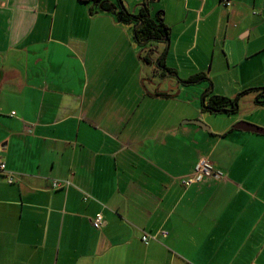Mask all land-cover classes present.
Returning a JSON list of instances; mask_svg holds the SVG:
<instances>
[{
  "label": "crops",
  "instance_id": "0c3cea01",
  "mask_svg": "<svg viewBox=\"0 0 264 264\" xmlns=\"http://www.w3.org/2000/svg\"><path fill=\"white\" fill-rule=\"evenodd\" d=\"M121 2L168 46L90 1L0 0V264H264V136L232 129L264 106L198 102L264 88V0ZM200 158L224 177L184 187Z\"/></svg>",
  "mask_w": 264,
  "mask_h": 264
},
{
  "label": "trees",
  "instance_id": "16d2710c",
  "mask_svg": "<svg viewBox=\"0 0 264 264\" xmlns=\"http://www.w3.org/2000/svg\"><path fill=\"white\" fill-rule=\"evenodd\" d=\"M80 1L82 2L90 1L94 4H97L99 8H101V10H104L107 12L109 11L113 12L118 17L120 22H124L126 24H132L134 32H135L134 39H135L136 44H138L139 46H141V44L145 40L159 41L162 38H165L166 36H168L169 29L159 19L154 21L150 19V17H147V14L145 13H148V12L146 10H142V13L140 12L141 15H139L138 17L135 16V18H133L125 8H119L117 5L109 4V2H106V1L105 2L102 0H80ZM224 5H226L225 2H224ZM143 46H146V45H143ZM161 66H163L162 63H161ZM255 90L260 92V94L256 97L254 102H260L261 105L259 106H264V101L260 100L261 97H264V95H262L264 93V88H258ZM205 103L206 105H208L210 108L214 110H220V111L227 110L225 114H231L229 113V111L231 110L233 111L232 114L238 113V111L236 113L234 112V106L231 100L229 99L215 96L209 99V101Z\"/></svg>",
  "mask_w": 264,
  "mask_h": 264
},
{
  "label": "built area",
  "instance_id": "2783aa9c",
  "mask_svg": "<svg viewBox=\"0 0 264 264\" xmlns=\"http://www.w3.org/2000/svg\"><path fill=\"white\" fill-rule=\"evenodd\" d=\"M227 6L231 5L230 2L226 3ZM14 113H11L13 116ZM1 146H0V153H1ZM6 165L0 158V173L4 175L5 180L7 183L12 184L15 181L13 175L9 172L5 171ZM224 174L221 170H218L214 167L213 163L208 160L207 158H200L197 163L194 165L192 175L189 179L182 181L184 187H189L195 184H201L204 181L211 179V178H223ZM70 183L67 181H52L51 187L52 189H60L69 186ZM88 196H85L83 200H88ZM105 223V219L102 213H96L93 220L92 226L95 230H100ZM167 235L166 231H158L154 234H144L141 237V241L144 244H148L151 240L157 241L160 236L165 237Z\"/></svg>",
  "mask_w": 264,
  "mask_h": 264
},
{
  "label": "water",
  "instance_id": "95a60500",
  "mask_svg": "<svg viewBox=\"0 0 264 264\" xmlns=\"http://www.w3.org/2000/svg\"><path fill=\"white\" fill-rule=\"evenodd\" d=\"M119 5L121 6V8H124L122 2L119 0ZM133 18H135V15L134 14H130ZM147 17H149V14H147ZM134 33V37H135V32ZM151 41H156V40H145L141 45H146L148 42H151ZM161 41L163 42H166L167 46H168V39H161ZM151 53H154L156 54L157 52L155 51L154 48H151V50H149V54ZM166 54V52L164 51L162 53V55L160 56V58L156 61V65L158 66V68H160L162 70L163 73L169 75V71L166 67H163L161 66L160 64V60L161 58ZM211 88V86H210ZM264 95V93L262 94ZM241 95H239L238 97H236L234 100H231L233 106H234V112L236 113L237 111H239V108H238V100L240 98ZM256 105H261L260 102H255ZM201 108L202 110H206V111H211L213 113H225L227 110H214L212 108H210L208 105H206L205 103V100H204V96H202V104H201ZM232 110L229 111V113L232 114ZM191 124H194V125H197L199 127H202V129L204 131H209L208 127H205L200 121L198 120H195V121H190ZM233 130L235 131H242V132H245V133H253V134H256V135H261V136H264V128H260L258 126H255V125H252V124H249L247 122H244V121H239L237 123H235L232 127Z\"/></svg>",
  "mask_w": 264,
  "mask_h": 264
},
{
  "label": "rangeland",
  "instance_id": "374dc122",
  "mask_svg": "<svg viewBox=\"0 0 264 264\" xmlns=\"http://www.w3.org/2000/svg\"><path fill=\"white\" fill-rule=\"evenodd\" d=\"M68 1H70V0H68ZM114 2H115V4L116 5H118V3H119V0H113ZM122 1V0H121ZM123 3V2H122ZM91 6H92V8H94V10H97L98 8H97V6H95V4H93V3H91ZM123 6H124V4H123ZM124 8H125V6H124ZM126 9V8H125ZM101 27V24L100 23H98V25H96L95 26V29H99ZM139 49H141L140 47H138ZM143 58V57H142ZM141 63H142V61H141ZM143 64V63H142ZM208 68V67H207ZM245 71L248 73V75H249V71L247 70V69H245ZM209 72V71H208ZM234 72H235V77H236V75H237V73L239 72V70H234ZM228 79H231L230 78V76L229 75H224V76H221L220 77V80L222 81V84H225L224 85V91H222V92H226V94L227 95H230V96H232L233 94H235V96L234 97H231L233 100L236 98V97H238L239 95H241L242 93L241 92H239L240 91V88H241V86L239 85L240 83H239V81H237V82H235V83H226L224 80H228ZM262 82H259L258 80H255V81H251L249 84H254V85H256V84H261ZM227 84V85H226ZM248 84V85H249ZM220 87H217L216 88V90H218ZM187 89H190V88H187ZM204 93V92H203ZM202 93V94H203ZM202 94H200V96H199V98H198V102H199V105L200 104H202ZM248 97V94L247 95H241L240 96V98H239V100H238V108H242L243 110H245L246 112L247 111H249V106H251V105H253L252 107H251V109L250 110H252L254 107H255V102L252 100V101H250L249 102V99L247 98ZM193 103H196L197 104V102L196 101H193ZM198 105V104H197ZM201 107V106H200ZM202 109V108H201ZM245 115L247 114V113H244ZM256 126H258V127H261V126H259V125H256ZM261 128H263V127H261Z\"/></svg>",
  "mask_w": 264,
  "mask_h": 264
},
{
  "label": "flooded vegetation",
  "instance_id": "af4514ba",
  "mask_svg": "<svg viewBox=\"0 0 264 264\" xmlns=\"http://www.w3.org/2000/svg\"><path fill=\"white\" fill-rule=\"evenodd\" d=\"M102 1H104V2H105L106 0H102ZM96 2H97V1H96ZM106 2H107V1H106ZM229 109H230V108H229Z\"/></svg>",
  "mask_w": 264,
  "mask_h": 264
}]
</instances>
